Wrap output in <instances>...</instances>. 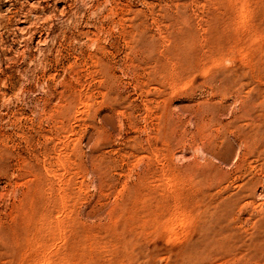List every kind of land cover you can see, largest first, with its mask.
Instances as JSON below:
<instances>
[{
    "label": "rangeland",
    "instance_id": "1",
    "mask_svg": "<svg viewBox=\"0 0 264 264\" xmlns=\"http://www.w3.org/2000/svg\"><path fill=\"white\" fill-rule=\"evenodd\" d=\"M0 264H264V0H0Z\"/></svg>",
    "mask_w": 264,
    "mask_h": 264
}]
</instances>
